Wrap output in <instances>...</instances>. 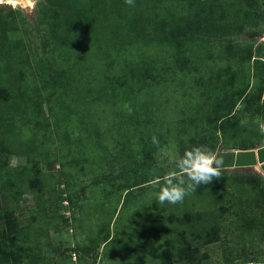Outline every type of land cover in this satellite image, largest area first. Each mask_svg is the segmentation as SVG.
Listing matches in <instances>:
<instances>
[{
	"label": "rangeland",
	"instance_id": "obj_1",
	"mask_svg": "<svg viewBox=\"0 0 264 264\" xmlns=\"http://www.w3.org/2000/svg\"><path fill=\"white\" fill-rule=\"evenodd\" d=\"M14 1L0 3L18 19L0 37V264H89L94 254L95 264H160L143 252L149 242L173 264H223L244 251L264 264L262 183L243 177L264 180L257 167L220 169L174 205L153 186L193 146L264 144V72L253 61L264 62V0H147L145 11L101 0L106 31L84 28L60 49L47 0ZM188 18L202 31L181 43L158 24ZM218 72L221 85L234 77L247 91L221 120ZM60 189L72 205L65 198L55 213Z\"/></svg>",
	"mask_w": 264,
	"mask_h": 264
},
{
	"label": "trees",
	"instance_id": "obj_2",
	"mask_svg": "<svg viewBox=\"0 0 264 264\" xmlns=\"http://www.w3.org/2000/svg\"><path fill=\"white\" fill-rule=\"evenodd\" d=\"M100 1L101 0H47L46 4L43 3V10L42 14L45 18V22L48 25L47 33L49 37L51 38V42L54 45V48L60 49L61 47V41L62 38H68L74 36V33H76L79 30H82L86 28V35H98L101 31H106L105 29L101 28V25H105V21H103V18L105 16L102 13H99L100 10ZM115 0H106L109 4L112 3ZM153 2H157L158 0H152ZM43 2V1H42ZM191 2V0H189ZM134 3H136V7L139 6L140 10L145 11V9L148 10L150 6H146L148 3L147 0H135ZM192 5H190L189 8H191ZM197 10V7H192V10ZM3 12V11H1ZM0 12V37H4L6 35V32L10 30H17L18 23L16 22V18L14 16L15 12L11 11L13 16L8 17L6 15H3ZM147 13V11L145 12ZM140 16H143L142 14H139ZM262 18L264 16H261ZM143 18V17H142ZM158 24L161 26L162 29H166L165 36L168 37L170 40L174 41L180 40V43L183 42L185 39L189 38L188 34H192L193 30L202 31V29L195 27L192 29V23L191 20L178 22L177 24L174 23H166L164 21L158 22ZM210 24V22H209ZM208 21L206 22V25H208ZM21 28V27H20ZM114 35H119L118 32H115ZM179 37H176V36ZM120 36V35H119ZM173 38V39H172ZM4 54L3 51H1V55ZM251 58V56H250ZM253 61H255L256 67H258L259 71L261 70L264 72V62L262 59L254 58ZM224 75L218 72L216 75L212 77L213 83L220 85L224 91V94L226 95V100L223 102L225 103V107L220 110L217 115V120H221L222 118L229 117L233 115L235 106L238 104L240 100L245 98L247 96V91L245 89H240L234 87L236 84V79L234 77H231L228 82V86L221 85L220 81L223 80ZM263 77V76H262ZM229 93H231V96H229ZM237 103V104H236ZM202 134V135H201ZM225 134V133H224ZM199 138L201 137H208L207 135H203V133L198 134ZM2 138V137H1ZM224 140V139H223ZM214 146V145H213ZM0 154L3 156L8 155V149L3 143V141L0 140ZM166 175V174H164ZM162 175L161 177H163ZM246 176V177H245ZM244 178L253 179L255 177L258 178V180L262 183L261 190L262 193H264V180L260 175H245ZM128 189H131L128 188ZM60 198L56 204L55 213H58V211L62 207V202L65 198L69 200V197L63 196V191L60 189ZM70 205L64 208H71L72 201L69 200ZM264 224V221H263ZM262 227V226H261ZM215 231V230H214ZM215 236L211 238H207L205 243H210L213 241H216L220 238L219 236V228L217 232H214ZM150 238V237H149ZM151 239V238H150ZM143 252L146 254H150L153 257L159 256L162 261L160 264H173L172 261H170L169 253L166 251L156 252V249H154L151 246V243H147V246L142 248ZM4 257V256H3ZM1 258V255H0ZM95 258L96 254L93 256V260L89 264H95ZM251 261L250 255L247 254V252H243L242 254H238L237 256H226L223 264H249ZM81 262V259L79 258V264ZM6 263V261H5ZM13 264V263H12Z\"/></svg>",
	"mask_w": 264,
	"mask_h": 264
},
{
	"label": "clouds",
	"instance_id": "obj_3",
	"mask_svg": "<svg viewBox=\"0 0 264 264\" xmlns=\"http://www.w3.org/2000/svg\"><path fill=\"white\" fill-rule=\"evenodd\" d=\"M5 0H0L4 3ZM129 6H134V0H124ZM125 108L131 112L129 105ZM261 134H264V121L257 119ZM153 144L158 140L152 137ZM223 161L218 153L206 146H193L186 150L182 156H177L169 161V170L163 177L156 179L153 185L158 190L156 199L160 204L182 203L184 198L194 192L201 185H209L213 180L221 178V165Z\"/></svg>",
	"mask_w": 264,
	"mask_h": 264
},
{
	"label": "water",
	"instance_id": "obj_4",
	"mask_svg": "<svg viewBox=\"0 0 264 264\" xmlns=\"http://www.w3.org/2000/svg\"><path fill=\"white\" fill-rule=\"evenodd\" d=\"M223 168L257 167L264 175V144L252 149H236L217 152Z\"/></svg>",
	"mask_w": 264,
	"mask_h": 264
},
{
	"label": "bare ground",
	"instance_id": "obj_5",
	"mask_svg": "<svg viewBox=\"0 0 264 264\" xmlns=\"http://www.w3.org/2000/svg\"><path fill=\"white\" fill-rule=\"evenodd\" d=\"M7 1V3H10V4H16L18 2H15L14 0H5ZM23 1V3H27L28 5H31L33 2H31L30 0H21Z\"/></svg>",
	"mask_w": 264,
	"mask_h": 264
}]
</instances>
